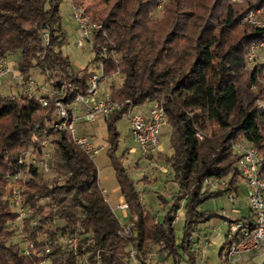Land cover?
Returning a JSON list of instances; mask_svg holds the SVG:
<instances>
[{
    "label": "trees",
    "instance_id": "trees-1",
    "mask_svg": "<svg viewBox=\"0 0 264 264\" xmlns=\"http://www.w3.org/2000/svg\"><path fill=\"white\" fill-rule=\"evenodd\" d=\"M71 1L102 25L94 35L95 54L90 62L101 57L102 43L120 58L115 62L109 56L104 71L110 74L119 67L121 82L112 83L110 88L123 105L104 119L108 155L120 194L128 203L130 230L121 232L119 218L103 198L93 158L59 130L53 138L50 176L31 167L22 191L30 208L22 230L35 245L27 254L21 252L24 242L20 236L11 238L18 233L8 228L7 222L16 213L9 199L1 196L0 186V264H129V245L145 264H180V249L189 252L191 264H197L191 246L200 239L199 224L217 214L200 209V204L229 189L237 192L242 179L234 141L258 147L264 178V108L256 103V99L264 102V60L246 63L251 44L264 40V25L242 21L258 2L245 0V6L238 9L234 0H165L163 7H169L173 22L162 35L149 15L159 0ZM61 2L0 0V56L19 50L16 67L22 73L28 74L36 65L45 79L61 76L84 89L93 70L88 66L75 70L60 49L64 41ZM239 24L246 29L236 38L232 32ZM152 100L160 101L166 111L171 146L168 160L177 184L162 220L142 203L121 157L114 155L119 136L116 120L131 104ZM51 113L33 96L0 93V159L5 161V174L16 171L20 148L28 142L27 148L37 146L36 133ZM208 176H227L228 181L209 189L204 187ZM182 200L184 224L179 236L174 218ZM70 234L79 237L74 250L59 242L60 236ZM45 238L50 239L49 251H45ZM231 241L229 237L226 243ZM148 251L155 253L153 261L146 260ZM219 256L223 263L224 245Z\"/></svg>",
    "mask_w": 264,
    "mask_h": 264
},
{
    "label": "built area",
    "instance_id": "built-area-1",
    "mask_svg": "<svg viewBox=\"0 0 264 264\" xmlns=\"http://www.w3.org/2000/svg\"><path fill=\"white\" fill-rule=\"evenodd\" d=\"M163 1L159 2V5ZM73 4V15L76 19L79 29L77 44L83 46L86 41L92 45L94 35L99 31L102 25L99 22L91 20L84 12L82 7ZM243 19L247 22L264 25V19L257 17L253 9L247 11ZM103 35L106 32L102 31ZM264 44V40L260 42ZM101 57L95 62L100 73L94 70L89 73L86 79L84 89L78 88L74 82L63 77H54L45 79V82H37L31 74L22 73L16 66L8 60V55L0 56V86L7 84L10 91L13 92L14 86H19L17 92L22 96H33L37 101L52 110L46 125L36 133L38 141L36 147L22 149L16 155L17 169L8 175L10 184L9 201L16 215L13 219L18 226L23 225V221L29 216L30 208L23 201L22 191L26 187L27 179L31 176L29 169L38 167L43 172L50 171L51 156L53 148V138L59 130H64L71 140L80 147L89 157L93 158L100 150L104 148L102 144H96L92 136L85 133H78L77 124L85 122H94L98 117L105 118L110 113L121 109L122 100L115 99L112 95L110 86L101 87L102 82L107 83L108 78L113 75H121L119 67H116L112 73L104 71L106 59L111 56L115 62H119L118 53L113 48H108L105 43L100 44ZM259 55L256 53V43H252L247 53V65H250ZM119 84V83H116ZM126 101H129L126 99ZM256 102L264 108V102L256 99ZM136 105H130L124 112L127 114L129 123V134L135 140L137 148L141 155L150 159L158 152L159 135L163 126L168 124L167 115L164 106L158 100L147 102L145 111L134 110ZM201 137L200 134H198ZM233 151L238 156L237 165L240 170L241 178L245 181L247 190L246 198L248 203V218L246 219H228L229 236L232 241L224 249V262L222 264H244L253 256H258L259 260L251 264L264 263V178L260 173L261 155L256 145L234 141ZM160 169L163 170L162 167ZM205 181L214 187H222L228 178L208 176ZM103 198L108 201L107 193L102 188ZM229 199H233L234 190L229 189L226 192ZM122 209L128 208V203L121 199L117 205ZM177 218V214L174 219ZM35 219L31 220L34 223ZM121 232H129V222L121 223ZM24 244L21 248L23 254L35 249L32 239L26 233H23ZM79 237L77 234L64 235L59 237V242L67 250H74L78 245ZM50 239L45 238V251H49ZM212 241L208 237L197 239L191 246L193 256L200 259L204 256V250L210 246ZM129 264H145L137 255L132 245L128 246ZM155 253L148 251L146 260L153 261ZM170 264V263H165ZM205 264V263H201Z\"/></svg>",
    "mask_w": 264,
    "mask_h": 264
},
{
    "label": "rangeland",
    "instance_id": "rangeland-1",
    "mask_svg": "<svg viewBox=\"0 0 264 264\" xmlns=\"http://www.w3.org/2000/svg\"><path fill=\"white\" fill-rule=\"evenodd\" d=\"M161 0H159L160 2ZM159 5L156 4L155 8L150 12V17L154 20L157 30L161 31L162 35L172 25V12L171 10L165 9L163 4L165 0ZM193 1V0H187ZM211 3L212 0H206ZM245 0H234V5L238 9H242L245 4ZM258 2L253 9L256 15L260 19H264V0H254ZM249 9V10H251ZM218 9L216 12H218ZM248 10V11H249ZM60 14V25L64 30V41L60 45V49L64 55H67L71 61V64L75 70H79L85 66L89 69L100 73L98 67L93 62H90L94 57V50L92 44L88 41L83 46L77 44V37L79 36V29L77 26L76 19L73 15V4L71 0H62L59 5ZM244 16V15H243ZM242 21L247 22L243 19ZM253 24V23H252ZM243 25H237L233 30V35L237 36L242 32ZM256 53L260 60H264V44L256 43ZM20 57L19 50L14 51L8 55L9 62L16 66V62ZM29 74L39 83L45 82V76L40 72L36 65H33L29 69ZM122 77L113 75L108 78V82H102L101 87L108 88L112 83L121 82ZM19 86L12 88L13 92H17ZM10 87L7 84L0 86V93L8 94ZM257 103V102H256ZM147 107V103L136 105L133 107L134 110H143ZM106 121L103 117H98L94 122H85L77 124L78 133H85L92 136V140L96 144H102L104 148L100 150L94 157L93 160L98 170V183L101 188L105 189L108 196V202L111 205L114 213L117 215L121 223L130 221L129 209H122L117 205L121 199V194L118 187V182L115 176L114 168L111 164L110 157L108 155V132L106 127ZM116 130L119 132L118 144L114 150V155L121 157L123 164L126 166L129 175L133 178L137 189L139 190V196L142 203L146 208L155 216V218L162 220L167 210L172 204V192L177 189V184L172 180L173 170L168 160V156L171 153L170 146V126L164 125L163 130L159 135V146L161 153H155L150 159L143 157L137 148V144L132 136L129 134V123L127 120V114L123 113L115 122ZM30 143L18 150L27 149ZM17 152V153H18ZM6 158V157H5ZM5 162V161H4ZM3 159H0V186L2 188L1 196L9 199L10 184L8 175L10 172L5 174V163ZM160 167L163 168L160 169ZM45 177L50 176V171L44 172ZM222 178H228L223 176ZM220 186H224L223 183H219ZM204 187L209 189H216L213 185L207 184L204 181ZM220 188V187H217ZM244 183L241 181L240 190L238 194H234L233 200H230L225 192L206 198L200 204V209L213 211L217 214L211 216L206 221L199 224V235L202 237H208L211 239L212 244L205 248L204 256L202 259L196 257L197 264L202 262L205 264H222L219 256V249L222 245L227 247V236L229 232V222L227 218H236L245 216L248 214L247 198ZM164 199V200H163ZM235 206L237 211L231 210L232 206ZM184 224V201L182 200L177 210V218L174 221V230L176 235H181ZM8 228H15V234L12 236V240H17V236L23 240L22 227L18 226L13 219L8 220ZM23 245V244H22ZM182 258L180 264H191L189 262V252L180 249Z\"/></svg>",
    "mask_w": 264,
    "mask_h": 264
},
{
    "label": "crops",
    "instance_id": "crops-1",
    "mask_svg": "<svg viewBox=\"0 0 264 264\" xmlns=\"http://www.w3.org/2000/svg\"><path fill=\"white\" fill-rule=\"evenodd\" d=\"M146 110V108H144L143 110H141V111H145ZM163 130V129H162ZM162 132V131H161ZM158 153H161V148H160V146H159V148H158ZM241 181L244 183V185H245V188H247V186H246V183H245V181L243 180V179H241L239 182H238V188H237V192H235V195L236 194H238L239 193V190H240V185H241ZM246 196V195H245ZM121 199H123V196L121 195ZM120 199V200H121ZM230 200H233V199H230ZM247 208H248V203H247ZM231 210H233V211H237V209H236V207L233 205L232 207H231ZM243 216V215H242ZM224 218H227V220L228 219H235V218H229V217H226V216H224ZM237 218V217H236ZM200 236V238H204V237H202L201 235H199ZM229 237H231V236H229V234H228V236H227V239L229 238ZM259 260V257L258 256H253L252 258H250V259H248L244 264H251V263H253V262H257ZM222 263V262H221Z\"/></svg>",
    "mask_w": 264,
    "mask_h": 264
}]
</instances>
